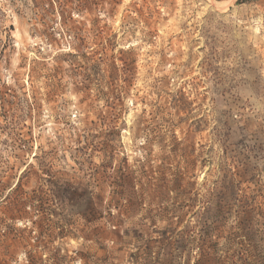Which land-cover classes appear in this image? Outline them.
Returning a JSON list of instances; mask_svg holds the SVG:
<instances>
[{
	"label": "rangeland",
	"instance_id": "obj_1",
	"mask_svg": "<svg viewBox=\"0 0 264 264\" xmlns=\"http://www.w3.org/2000/svg\"><path fill=\"white\" fill-rule=\"evenodd\" d=\"M0 264H264V0H0Z\"/></svg>",
	"mask_w": 264,
	"mask_h": 264
}]
</instances>
